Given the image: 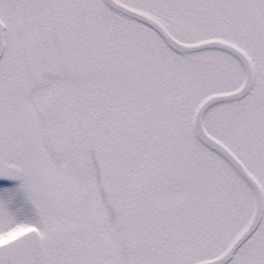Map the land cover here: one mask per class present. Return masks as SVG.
<instances>
[{"label":"rangeland","instance_id":"rangeland-1","mask_svg":"<svg viewBox=\"0 0 264 264\" xmlns=\"http://www.w3.org/2000/svg\"><path fill=\"white\" fill-rule=\"evenodd\" d=\"M118 1L182 43L219 39L248 55L251 87L208 108L203 123L264 197V0ZM84 10L45 45L5 39L0 243L36 229L54 264L91 255L96 240L119 254L123 241L154 232L158 264L219 256L250 222L253 192L195 139L192 118L205 98L241 85L242 65L219 49L174 53L100 0ZM142 221L151 231L138 229ZM226 264H264V208Z\"/></svg>","mask_w":264,"mask_h":264},{"label":"water","instance_id":"water-1","mask_svg":"<svg viewBox=\"0 0 264 264\" xmlns=\"http://www.w3.org/2000/svg\"><path fill=\"white\" fill-rule=\"evenodd\" d=\"M115 11L144 24L154 31L173 52L178 54L206 49L224 50L236 57L242 65L243 81L232 92L213 94L205 98L194 112L192 130L194 137L206 148L215 152L237 171L248 183L253 192L254 210L248 226L233 240L230 246L218 257L197 264H225L230 261L236 250L256 231L263 213V192L258 182L246 171L243 164L223 144L212 138L203 127V115L211 106L242 97L253 82V66L249 58L240 49L221 40H207L195 44H184L173 38L160 24L148 16L132 10L115 0H104ZM4 51L3 25L0 23V58ZM44 253L40 246L39 235L29 231L0 246V264H42Z\"/></svg>","mask_w":264,"mask_h":264},{"label":"flooded vegetation","instance_id":"flooded-vegetation-1","mask_svg":"<svg viewBox=\"0 0 264 264\" xmlns=\"http://www.w3.org/2000/svg\"><path fill=\"white\" fill-rule=\"evenodd\" d=\"M97 0H0V22L4 25L3 38L13 36L17 39L36 40L37 45L56 39L69 33L72 20L79 18L81 8L84 13L92 12ZM104 6L106 4L100 0ZM118 1V0H117ZM93 4V5H92ZM107 7V6H106ZM87 8L89 10H87ZM108 8V7H107ZM110 9V8H109ZM87 10V11H86ZM111 10V9H110ZM6 47V45H5ZM37 48V47H36ZM141 231H151L149 224L144 221L138 223ZM154 226V224H152ZM152 229V228H151ZM159 228H157L158 230ZM155 231V230H153ZM155 233L147 232L138 240L127 246L123 241L124 250L119 254L116 248L99 247L102 240H96L92 254L80 259L75 257L69 261L56 258L54 264H150L156 263L155 256L164 246L155 239ZM111 242L110 240H103ZM160 248L158 251L157 249ZM45 251V250H44ZM49 258L45 255L44 263ZM158 264V262H157Z\"/></svg>","mask_w":264,"mask_h":264}]
</instances>
